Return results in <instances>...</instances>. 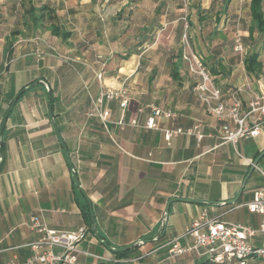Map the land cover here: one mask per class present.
<instances>
[{"label": "crops", "instance_id": "1", "mask_svg": "<svg viewBox=\"0 0 264 264\" xmlns=\"http://www.w3.org/2000/svg\"><path fill=\"white\" fill-rule=\"evenodd\" d=\"M190 1L186 20L197 56L222 102L237 101L247 110L253 95L264 94V34L249 33L250 0H242L244 15L233 20L220 13L232 0ZM171 4L0 0V123L15 94L40 80L19 96L0 140V264L22 262L32 253L29 245L39 234L28 228L31 216L54 230L85 229L76 264H199L203 260L195 256L170 258L169 250L174 240L188 242L183 234L203 211L214 220L257 226L259 218L246 204L263 184L251 164L264 152V119L256 137L235 144L221 140L224 121L199 100L193 89L199 77L187 70L180 50H156L176 45L182 31V4ZM43 6L53 21L40 11ZM33 13L44 15L41 24ZM51 23L69 33L66 42L51 34ZM235 37L244 46L241 55L233 51ZM252 52L259 74L244 69ZM158 55L164 61L157 62ZM120 87L129 93L127 106L111 102L102 121L93 114L96 97ZM47 92L85 196L53 130ZM151 107L175 117H159L157 128L147 129ZM195 125L200 141L186 134L164 140L165 131ZM257 164H264V155ZM133 242L120 259L104 245L116 249Z\"/></svg>", "mask_w": 264, "mask_h": 264}, {"label": "built area", "instance_id": "2", "mask_svg": "<svg viewBox=\"0 0 264 264\" xmlns=\"http://www.w3.org/2000/svg\"><path fill=\"white\" fill-rule=\"evenodd\" d=\"M181 1L184 5L187 2ZM188 28L186 23L183 34V42L186 45L188 40L185 31ZM233 51L240 55L244 53V46L239 37L234 38ZM182 59L187 63L189 72L199 77V82L193 88L199 100L210 108L217 119L224 121L220 130L221 140L235 144L240 138L256 137L264 119V94L253 95L247 104V110H243L237 101L226 106L221 100L220 89L213 83L210 72L203 66L200 58L190 51L183 52ZM114 101L122 109L127 106L129 93L125 87L107 88L99 94L94 101L93 114L105 121L109 115L106 106ZM139 111L141 112V109ZM159 117L173 118L175 115L170 111L151 107V115L144 126L147 129H156V119ZM118 124L123 125L122 121ZM198 128L199 126L195 125L188 129L165 131L164 140L168 142L174 135L186 134L200 141L203 135ZM251 167L263 181L261 187L253 190L251 200L246 204L247 211L259 218L257 226L214 220L203 211L183 234L188 242L185 245H181L178 240L172 242L170 258L190 255L214 264H248L249 260L264 262V164H251ZM27 225L39 234L38 240L29 245L32 253L22 262L10 260L4 264H76L78 243L85 237L84 228L75 231L54 230L41 223L37 216H31ZM132 262L133 259H128L105 264Z\"/></svg>", "mask_w": 264, "mask_h": 264}, {"label": "trees", "instance_id": "3", "mask_svg": "<svg viewBox=\"0 0 264 264\" xmlns=\"http://www.w3.org/2000/svg\"><path fill=\"white\" fill-rule=\"evenodd\" d=\"M250 27H249V33L250 35L256 31L259 34H264V13L262 11V0H250ZM40 11L44 12L46 11V18L50 21H53V16L51 15L52 11L47 6H43L40 8ZM44 15H36L33 13L31 15V19L37 23L42 22ZM53 36L59 37L62 39V41L66 42L69 38V33L64 32L60 30L57 26L54 24H50L48 28ZM264 44V40H263ZM181 57V56H180ZM244 63V69L247 74H259L261 71V64L258 62V54L255 52L249 53L243 60ZM129 250L120 252V253H114L115 256L120 259L127 255ZM199 264H214L209 262L208 260H203Z\"/></svg>", "mask_w": 264, "mask_h": 264}, {"label": "rangeland", "instance_id": "4", "mask_svg": "<svg viewBox=\"0 0 264 264\" xmlns=\"http://www.w3.org/2000/svg\"><path fill=\"white\" fill-rule=\"evenodd\" d=\"M172 1V6L174 7L175 4H182L181 7L184 9V12L182 11L181 13V18L180 19V22L182 24V31H181V34L179 36V39H178V43L176 45L171 44L170 46H167V47H164L163 45H159L156 50L158 52H171L173 50V46H175L176 49H179L180 50V56H181V60L184 62V60L182 59V53L183 52H193L196 56L199 54L197 50H195L190 42V38H189V28L185 31L186 32V35H187V40H188V45H186L184 42H183V34H184V27H185V24L187 23V14H188V8H189V3L191 2L190 0H187L186 4L184 5L181 0H171ZM220 3L223 1V0H219ZM234 4H237L236 6H234ZM240 6V8H239ZM225 9H227V11H224V12H220L221 14L225 13L224 16L229 19V20H233L235 19L236 17H239V16H242L244 15V1L242 0H232V3L231 5L227 6ZM237 12V13H236ZM239 12V13H238ZM231 24H235V23H231ZM233 26V25H232ZM231 27V26H230ZM149 45V44H147ZM182 52V53H181ZM236 53V52H235ZM157 62H162L164 61L163 60V56L161 55H158V58L156 59ZM200 61L203 63V66L207 68L206 64L203 62V60L200 58ZM186 67H187V70H188V66H187V63L184 62ZM248 264H264V262H261L259 260H249L248 261Z\"/></svg>", "mask_w": 264, "mask_h": 264}, {"label": "water", "instance_id": "5", "mask_svg": "<svg viewBox=\"0 0 264 264\" xmlns=\"http://www.w3.org/2000/svg\"><path fill=\"white\" fill-rule=\"evenodd\" d=\"M39 81H40V80L37 79V80H35L33 83L29 84L28 86L22 88V89H21L20 91H18V92L15 94V96L12 98V101H11V103H10L8 109L6 110L4 116H3L2 120H1V123H0V140H1V136H2V132H3V129H4V125H5L6 119H7L8 115H9L10 111H11L12 108L14 107L16 101L18 100L19 96H21V94H23L25 91L30 90V89H31L35 84H37ZM47 98H48V102H49V115H50V117H51L52 127H53V130H54V132H55V134H56V136H57V138H58V140H59V142H60V144H61V146H62V148H63V151H64V154H65V157H66L67 163H68L69 167L71 168V177H72V181H73L74 185L78 188V190L84 195V192H83L82 188L80 187V184H79V181H78V179H77V177H76V174H75V172L72 170V164H71V162H70V158H69V155H68L67 149H66V147H65V145H64V143H63V141H62V139L60 138L59 132H58V130H57V128H56V125H55L54 121L52 120L51 98H50V95H49L48 92H47ZM262 155H264V152H263ZM262 155H261V156H262ZM261 156H260V157H261ZM260 157H259V158H260ZM0 158H1V149H0ZM259 158H257V159L254 161L253 164H257ZM251 169L253 170V168H251ZM84 196H85V195H84ZM175 200L178 201L179 199H175ZM234 201H235V200H234ZM170 202H171V201H170ZM89 212H90V215H91L92 213H91V210H90V209H89ZM166 213H167V212H166ZM96 236H97V234H96ZM97 237H98V236H97ZM135 244H136V242H133V243L128 244V245H126V246H124V247H121V248L111 249L110 246H108L106 243H104V245H105L108 249H110L112 252H114V253H120V252L127 251V250H129L130 248H132Z\"/></svg>", "mask_w": 264, "mask_h": 264}]
</instances>
